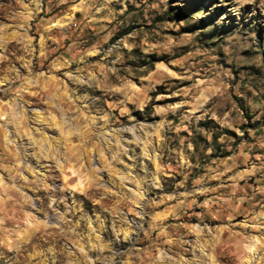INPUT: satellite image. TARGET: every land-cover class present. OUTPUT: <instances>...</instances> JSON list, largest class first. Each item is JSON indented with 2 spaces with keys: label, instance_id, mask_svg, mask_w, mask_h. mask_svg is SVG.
Returning <instances> with one entry per match:
<instances>
[{
  "label": "clouds",
  "instance_id": "9594fccd",
  "mask_svg": "<svg viewBox=\"0 0 264 264\" xmlns=\"http://www.w3.org/2000/svg\"><path fill=\"white\" fill-rule=\"evenodd\" d=\"M29 2L42 39H50L44 25L57 21L54 47L64 55H49L62 66L58 99L68 107L52 105L59 121L50 118L45 125L51 162L41 166L48 175L31 181L30 200L11 194L21 181L27 185V163L0 161L6 173L0 176V264H264V186L248 183L257 177L256 184L264 185V58H257L264 52V0H203L206 11L196 19L208 27L195 25L190 37L175 39L166 33L175 35L184 24L168 23L169 9L183 7L182 0ZM64 40L79 43L65 48ZM181 44L194 51L181 55ZM32 53L25 48L24 60L0 51V62L11 65L12 55L28 73L25 79L10 66L15 79L43 85L46 77L29 63ZM163 60L180 76L164 70ZM46 68L53 71L52 64ZM158 85L171 90L174 102L158 106L166 99L157 94ZM45 91L35 92L41 110ZM17 100L24 103L17 93L5 113L21 135L24 113L16 111ZM116 128L147 132L141 143L148 148L131 165L105 142ZM225 152L226 159H212ZM113 163L120 167L109 171ZM81 169L94 181V201L70 187ZM161 205L164 214L157 212ZM255 205L262 211L250 216ZM237 216L243 217L244 235L229 231L222 240L214 225L231 228ZM231 240L235 251L226 242Z\"/></svg>",
  "mask_w": 264,
  "mask_h": 264
},
{
  "label": "rangeland",
  "instance_id": "374dc122",
  "mask_svg": "<svg viewBox=\"0 0 264 264\" xmlns=\"http://www.w3.org/2000/svg\"><path fill=\"white\" fill-rule=\"evenodd\" d=\"M182 2L184 4L183 7L177 5L176 7L169 9L172 18L168 19L167 22L184 24V29L181 30V32L176 33L175 35H173L172 32L166 33V35L173 36V39L177 36L190 37L192 32L197 31L195 25H202L204 28L208 27V24L205 23L203 19H196V17H202L203 12L206 11V8L200 7L203 0H182ZM60 7L63 8L64 5H60ZM53 11H56V9ZM33 12V6L29 0H0V51H6L9 53L15 52L17 57L23 56V59L27 60L28 57L24 54V49L31 47L33 53L32 60L29 61V63L31 64L33 70H35L38 66L40 72L46 77L43 85L37 84L34 86L31 80H27L25 83L23 80L15 79L16 73L7 71L8 67L15 66L18 69L19 75L26 79L28 73L25 69L20 67V60H16L12 55H9L8 61L12 62L11 65H9L7 61L0 62V79H5V77H7V79H5V83L0 84V161H10L15 159L21 161L22 163H27V168L22 172V175L28 182L27 185L25 181H21L15 186L11 193L21 200H30L32 198L33 185L31 181L38 178L41 173H43L45 177L48 175L45 167L41 166L51 162L49 160V145L51 144V139L49 130L45 127V125L50 118L53 122L59 121L56 110L52 107V105L62 103V106L68 107L67 103L63 102L62 98L58 99L60 94L59 83L63 81V76L59 74L58 70H61L62 66L58 62L53 64V58L49 55V53L52 52H58L60 55H64L59 49L54 47L56 41L59 39L55 29L57 21H52V27L44 25V28L48 29L47 35L50 36V39H42L43 30H41V33H37L36 25L32 20ZM79 15V12L75 13L76 17H79ZM25 21L27 22L26 29L22 27ZM84 31L85 33H88L90 32V29H85ZM112 35L115 36L118 35V33L114 32ZM62 43L65 48H67L70 43L78 44L79 41L64 40ZM180 46L185 48V51L181 53V55H187L188 52L194 51V49L188 48L185 44H181ZM207 46L208 45H205V47ZM178 58L180 57H177V59ZM257 58H264V52L258 51ZM64 59H67L66 55L64 56ZM160 63L164 70L175 73L177 77L180 76L174 67L167 66L168 62L166 60L160 61ZM49 64L53 65V71L51 72H48L46 68V65ZM129 67L136 66L129 65ZM64 84L66 86L67 82L64 81ZM37 87H40L42 91L46 90L44 99L47 103L45 104L43 110H41V108L35 103L37 99V96L35 95ZM5 88H11L12 91L6 93L3 91ZM17 93H19L20 98L24 101V103H21L20 100H17L16 104V111L23 109L24 113L23 122L19 126L21 135H17L16 120L5 113V108L11 103V98L16 96ZM149 94L151 95V93ZM157 94L166 97L165 100L157 102L158 106L174 102V99L171 97V90L166 89L163 85L157 86ZM29 109H32V111L30 112ZM16 119H18V117ZM8 120H11L12 122L5 123V121ZM65 126L68 128L72 127L71 122L68 121L67 117L65 118ZM83 130L86 135L92 134V129L87 125H83ZM26 133L31 134V139H29L28 135H25ZM146 135V131L142 134H138L137 130L134 129L123 130L116 128L110 136L106 133L104 139L105 142L110 143L112 154L114 156L119 157L123 164L131 165L136 154L147 150L148 145L141 143ZM44 137H49L47 142H44ZM9 141H11V143H9ZM99 147L102 149L103 144ZM95 151L96 150L89 145V152L94 153ZM100 155L105 159L108 157L107 152H101ZM227 155L228 153L225 152L222 155L213 156L212 159H226ZM37 159H39L40 164H37ZM118 167H120L119 164L113 163L109 171H114ZM84 168H87V164L84 165ZM238 170H242V166H238ZM74 174L78 175V178L70 185V187L73 189L79 188L82 192L88 195L89 200L94 201L95 197H92L89 194L91 183L94 182L92 181L91 175L83 169ZM4 175H6V173H4L3 168L0 167V176ZM164 175L166 178L169 177L171 175V170L169 169V171L165 172ZM181 178L182 177L178 174L177 181L179 182ZM186 178L191 180L194 179L195 176L188 174ZM68 179V176L64 177L65 181ZM256 179L257 177H253L249 179L248 183L251 184L253 188L257 186H264L257 185ZM5 183H7V181H5ZM45 183H47L46 180ZM240 183L243 185L244 182L240 181ZM9 187L12 188V185H9ZM245 191L249 190L245 188ZM256 199H259V195L254 198V204ZM193 210L197 212L199 211L198 209ZM25 211H27L26 207ZM260 211H262L261 207L259 205H255L249 209V215L251 216L252 214ZM157 212L164 214V206L161 205L157 209ZM165 219H168L167 216H165ZM243 222V217L237 216L231 228H229L226 223H217L214 226L220 234V238L222 240L225 239L229 231L236 233L237 238H239L244 235L239 227V224ZM191 223L194 225L195 221L193 220ZM226 242L230 247H233V250L235 251L234 245L236 244V241L231 240ZM217 264H223V260H218Z\"/></svg>",
  "mask_w": 264,
  "mask_h": 264
}]
</instances>
